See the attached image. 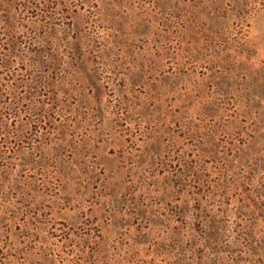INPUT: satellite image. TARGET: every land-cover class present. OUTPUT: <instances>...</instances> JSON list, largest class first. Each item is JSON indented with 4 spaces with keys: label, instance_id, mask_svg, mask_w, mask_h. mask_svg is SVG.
<instances>
[{
    "label": "rangeland",
    "instance_id": "rangeland-1",
    "mask_svg": "<svg viewBox=\"0 0 264 264\" xmlns=\"http://www.w3.org/2000/svg\"><path fill=\"white\" fill-rule=\"evenodd\" d=\"M0 264H264V0H0Z\"/></svg>",
    "mask_w": 264,
    "mask_h": 264
}]
</instances>
